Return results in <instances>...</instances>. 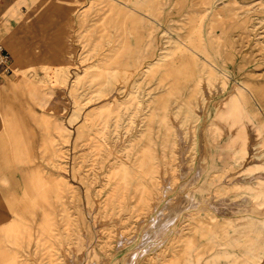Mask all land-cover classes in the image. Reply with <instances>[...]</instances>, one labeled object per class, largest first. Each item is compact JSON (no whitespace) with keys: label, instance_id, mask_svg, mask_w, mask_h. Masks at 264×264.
Wrapping results in <instances>:
<instances>
[{"label":"rangeland","instance_id":"obj_1","mask_svg":"<svg viewBox=\"0 0 264 264\" xmlns=\"http://www.w3.org/2000/svg\"><path fill=\"white\" fill-rule=\"evenodd\" d=\"M0 44V264H264V0H0Z\"/></svg>","mask_w":264,"mask_h":264},{"label":"built area","instance_id":"obj_2","mask_svg":"<svg viewBox=\"0 0 264 264\" xmlns=\"http://www.w3.org/2000/svg\"><path fill=\"white\" fill-rule=\"evenodd\" d=\"M12 65L9 52L0 44V85L13 74L14 69Z\"/></svg>","mask_w":264,"mask_h":264},{"label":"bare ground","instance_id":"obj_3","mask_svg":"<svg viewBox=\"0 0 264 264\" xmlns=\"http://www.w3.org/2000/svg\"><path fill=\"white\" fill-rule=\"evenodd\" d=\"M52 71V70H51ZM49 73V72H48Z\"/></svg>","mask_w":264,"mask_h":264}]
</instances>
